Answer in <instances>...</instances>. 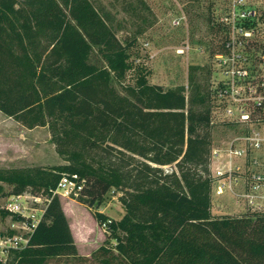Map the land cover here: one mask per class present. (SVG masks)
<instances>
[{"label": "trees", "instance_id": "16d2710c", "mask_svg": "<svg viewBox=\"0 0 264 264\" xmlns=\"http://www.w3.org/2000/svg\"><path fill=\"white\" fill-rule=\"evenodd\" d=\"M127 69L126 46L88 0H0V112L28 129H50L69 163L53 170L85 180L79 203L98 208L116 188L124 208L118 220L91 212L107 235L82 256L53 196L27 247L2 264H264V214L212 216L209 180L196 172H208V91L186 107L179 90L139 77L124 88L127 101L114 86ZM69 141L77 152L65 148ZM173 162L179 177L149 165ZM61 175L12 184L1 196L47 194Z\"/></svg>", "mask_w": 264, "mask_h": 264}, {"label": "rangeland", "instance_id": "374dc122", "mask_svg": "<svg viewBox=\"0 0 264 264\" xmlns=\"http://www.w3.org/2000/svg\"><path fill=\"white\" fill-rule=\"evenodd\" d=\"M88 1L115 37L126 46L128 69L122 81L114 83L121 98L132 100L124 88L134 86L139 77L147 84L158 85L163 90H179L185 97L186 107L195 92L204 93L207 90L213 63L210 55L216 52L215 46L218 42V35L211 23L212 12L217 5L215 0ZM45 45L46 42L38 47L36 54L42 53ZM91 61L102 65L96 53L92 54ZM225 131L221 126L210 127L208 151L212 143ZM108 144H110L108 141L103 142L104 146ZM65 148L71 153L77 152L71 141ZM123 154L127 160L139 159L125 151ZM115 156L118 154L113 152V157ZM66 157L56 152L51 131L46 125L28 129L0 113V198L2 193L11 189L12 184L22 181L29 186H37L42 184L44 179L69 174L70 171L67 170L61 172L53 170L58 166H67L69 163L64 160ZM83 157L89 162L98 160V155ZM149 165L160 168L163 174L174 171L179 177L174 162L163 166L152 163ZM196 172L211 182L209 172ZM27 190L30 191L31 187ZM209 195L211 203L213 200L211 184ZM120 196L118 189L111 188L104 195L101 206L98 208L94 206L91 210L77 200L59 198L68 222L75 232L79 255L88 256L102 244L107 235L106 226L97 225L91 212L104 210L110 214L109 218L112 220L121 217L124 208ZM230 208L232 209V206ZM210 213L212 216H220L218 214L225 211L210 207ZM240 215L244 214L241 212L232 214ZM9 223L8 218H0V236L6 233ZM2 262L3 257H0V264Z\"/></svg>", "mask_w": 264, "mask_h": 264}, {"label": "built area", "instance_id": "2783aa9c", "mask_svg": "<svg viewBox=\"0 0 264 264\" xmlns=\"http://www.w3.org/2000/svg\"><path fill=\"white\" fill-rule=\"evenodd\" d=\"M215 1L218 42L207 91L210 126L226 131L208 151L210 207L225 211L218 215L264 214V0ZM84 185L76 174H62L49 194L2 196L0 211L10 221L0 236L2 263L27 247L51 197L76 200Z\"/></svg>", "mask_w": 264, "mask_h": 264}, {"label": "crops", "instance_id": "0c3cea01", "mask_svg": "<svg viewBox=\"0 0 264 264\" xmlns=\"http://www.w3.org/2000/svg\"><path fill=\"white\" fill-rule=\"evenodd\" d=\"M0 113H1V112H0ZM61 207H62V204H61ZM62 211H63V213H64V215H65V217H66V219H67L66 213H65V211L63 210V208H62ZM98 212H101V213L105 214L106 216L110 217V214L107 213V212H105L104 210H99ZM119 218H120V216H118L117 218H114V219H115V220H118ZM67 222H68V219H67ZM68 225H69V228H70L71 235H72V237H73L74 243H75L76 248H77L78 246H77V240H76L75 232H74L73 229L71 228L69 222H68ZM97 228H99V227L97 226ZM102 238H103V234H101V240H102ZM86 256H87V255H86Z\"/></svg>", "mask_w": 264, "mask_h": 264}]
</instances>
